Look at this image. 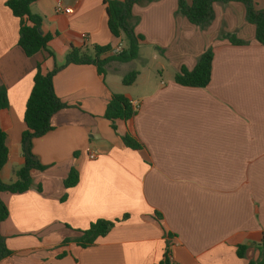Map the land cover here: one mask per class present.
<instances>
[{
	"label": "crops",
	"instance_id": "0c3cea01",
	"mask_svg": "<svg viewBox=\"0 0 264 264\" xmlns=\"http://www.w3.org/2000/svg\"><path fill=\"white\" fill-rule=\"evenodd\" d=\"M7 1L0 0V88L8 98L0 128L9 156L1 179L11 184L24 164V112L37 65L52 71L72 48L114 50L125 43L109 31L104 0H61L70 14L56 13L58 0H39L31 12L52 37L53 56L43 51L29 58ZM255 4L264 10V0ZM213 9L214 20L201 29L178 14L177 0L135 5V32L144 37L136 60L109 61L103 75L92 64H70L54 76L55 94L69 108L53 117L52 131L34 140V154L49 168L33 175L28 192L0 194L9 210L0 234L12 252L0 264H161L167 247L173 264L258 260L264 237V46L243 4L215 3ZM222 32L247 44L221 39ZM209 49L208 87L175 83L176 74L194 70ZM149 60L157 73L137 67L136 61ZM130 69L139 75L125 86ZM113 94L139 106L131 122H117L118 135L104 117ZM126 133L144 149L127 148L119 137ZM72 168L80 180L66 189ZM99 219L121 221L93 246L77 245L78 231Z\"/></svg>",
	"mask_w": 264,
	"mask_h": 264
},
{
	"label": "trees",
	"instance_id": "16d2710c",
	"mask_svg": "<svg viewBox=\"0 0 264 264\" xmlns=\"http://www.w3.org/2000/svg\"><path fill=\"white\" fill-rule=\"evenodd\" d=\"M39 0H8L6 6L11 10L13 16L20 22L19 46L29 58L40 52H48V44L52 37L44 35L41 31L43 19L31 12V6ZM155 0H104L107 13V23L110 33L121 39L125 46L118 54L112 55L113 48L110 45L91 47L85 46L81 49L72 48L65 59V63L56 66L52 71H44L42 64L37 65V71L33 80V87L26 102L24 121L25 131L21 136L23 166L17 171V181L7 184L1 179V171L5 167L9 150L7 147V134L0 128V194H23L28 192L33 185V175L36 172H44L49 167L44 166L33 152L34 140L45 136L54 129L52 119L60 111L69 108L55 94L53 78L64 67L70 64L85 65L92 64L97 67L100 75L104 74L105 65L112 60L128 63L136 60L139 56L141 42L144 37L135 32L137 19L133 15L135 5H143ZM238 2L246 9V20L256 27V39L264 46V10H257L255 0H177L178 14L188 19L190 23L201 29L208 28L214 20L215 3L228 4ZM219 37L227 39L232 44L244 45L246 41L238 39L236 35L222 32ZM213 51L207 50L198 60L194 70L181 69L175 76V83L189 88H207L211 82L213 68ZM139 72L134 70L127 74L123 80L125 86H131L138 78ZM8 107V98L4 88H0V111ZM137 115V110L131 101L122 94H113L108 102L105 119L117 134V122H131ZM118 135V134H117ZM123 144L132 150L144 149V144L131 133L119 136ZM80 177L76 169L72 168L64 185L66 189L73 188L79 183ZM41 191V186H38ZM9 216V210L0 198V223ZM128 218L127 215L123 220ZM161 221V217H157ZM121 220L109 221L99 219L90 224L88 229L79 230V236L74 242L82 248L93 246L96 241L107 236L117 223ZM70 241L66 240L64 245ZM260 256L258 260L248 264H264V237L259 246ZM245 248L238 249L239 257L245 256ZM12 255L7 249L6 237L0 234V261ZM66 253L59 255L64 257ZM161 264H173L171 260L170 247L165 250Z\"/></svg>",
	"mask_w": 264,
	"mask_h": 264
},
{
	"label": "built area",
	"instance_id": "2783aa9c",
	"mask_svg": "<svg viewBox=\"0 0 264 264\" xmlns=\"http://www.w3.org/2000/svg\"><path fill=\"white\" fill-rule=\"evenodd\" d=\"M55 11H56V13H64V14H70V13L73 12L72 9L69 8V7H66V6L63 4V2H62L61 0H58V1H57ZM83 39H84L85 41H87L88 36H87V35H84V36H83ZM121 50H122V46H118V47H116L112 52H113V54H118V53L121 52ZM131 103H132L133 107L137 110L138 107H139V106H138V103H134V102H132V101H131ZM90 158H91V159H95V158H96V155H95V154H91V155H90Z\"/></svg>",
	"mask_w": 264,
	"mask_h": 264
},
{
	"label": "rangeland",
	"instance_id": "374dc122",
	"mask_svg": "<svg viewBox=\"0 0 264 264\" xmlns=\"http://www.w3.org/2000/svg\"><path fill=\"white\" fill-rule=\"evenodd\" d=\"M151 51H149V49L147 51H145V55L146 56H151ZM148 58V57H147ZM149 59V58H148ZM137 62V67L140 69L141 67H144L146 65H148L149 68H151L152 70H154L155 73H157V67H156V63L154 61H148V62H144V61H136ZM131 71V69L129 70Z\"/></svg>",
	"mask_w": 264,
	"mask_h": 264
}]
</instances>
